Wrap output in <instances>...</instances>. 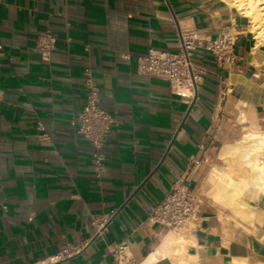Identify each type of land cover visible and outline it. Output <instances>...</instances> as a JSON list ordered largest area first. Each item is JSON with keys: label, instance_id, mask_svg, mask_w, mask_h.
<instances>
[{"label": "crops", "instance_id": "crops-1", "mask_svg": "<svg viewBox=\"0 0 264 264\" xmlns=\"http://www.w3.org/2000/svg\"><path fill=\"white\" fill-rule=\"evenodd\" d=\"M223 31L236 38L233 63L206 49ZM189 33L200 39L197 98L138 190L195 91L182 97L166 80L139 74L137 59L179 51ZM47 34L55 42L44 58ZM255 43L227 0H0V264H178V253L160 246L173 230L147 222L178 180L199 204L185 230L187 254L199 264L261 256V222L235 215L208 181L213 165H224L225 144L245 127L264 132V44ZM90 87L117 120L100 172L72 126ZM259 196L251 202L262 220Z\"/></svg>", "mask_w": 264, "mask_h": 264}, {"label": "built area", "instance_id": "built-area-1", "mask_svg": "<svg viewBox=\"0 0 264 264\" xmlns=\"http://www.w3.org/2000/svg\"><path fill=\"white\" fill-rule=\"evenodd\" d=\"M46 37L40 47L44 58L49 56L55 42L51 35L47 34ZM199 40L195 34H183V43L177 52L150 49L145 55L138 57V73L164 79L176 94L186 98L193 97L186 96L180 90L193 91L194 95V82L197 84L198 76L201 74L196 70L192 57L197 49L195 42ZM235 43V36L223 31L215 40L208 42L206 49L219 61L233 63ZM116 122L114 114L100 107V96L95 88L90 87L86 104L82 111L75 115L72 126L93 148V162L99 172L103 171L104 167L103 149L107 134ZM198 164L199 160H194L191 167ZM198 207L197 196L184 180H178L166 197L151 208L147 222L153 225L160 224L171 230H188L196 218ZM51 260L57 259L53 257Z\"/></svg>", "mask_w": 264, "mask_h": 264}, {"label": "bare ground", "instance_id": "bare-ground-1", "mask_svg": "<svg viewBox=\"0 0 264 264\" xmlns=\"http://www.w3.org/2000/svg\"><path fill=\"white\" fill-rule=\"evenodd\" d=\"M227 1L230 3V6L235 7L238 13L248 20L251 27V33L253 34L254 40L256 42L255 43L256 48L263 45L264 44V6L261 4L263 3V1L262 2H260L261 0H227ZM180 92L184 93L186 96H193V91L180 90ZM220 155L221 157H225V158L229 157V159L226 160L225 165H221V166L213 165L212 168L213 171L211 175L209 173L210 176L208 178L209 180L207 179L213 185V190L211 189L210 187L211 185L209 184L210 186L209 185L208 186L210 189L208 191L210 192L212 190L210 193L213 195L215 199H217L219 202H221L229 209H232L236 213L235 215L238 214L246 222L252 223V225L253 222L256 220L261 222L262 228L261 229L254 228V234L256 235L258 240L260 239L261 241H264V222L262 221L264 220V218H262V220H260L261 218H258V214L260 213V211L251 202L252 200L256 199L259 195L261 194L264 195V171H262V169H264V132L260 130H252L249 129L248 127H245L243 129V136L234 143L225 144L221 149ZM235 165L241 169L247 168V172H244L243 169L240 171H233ZM208 181L205 182L208 183ZM260 205L261 204H259L258 206L260 207ZM186 236L187 233L185 230H177V231L173 230L170 232L167 238L165 237V242L162 243L164 245H160L163 247L168 246L170 248L169 251L172 250L178 253V257H177L178 264H180V261L182 260L187 261V258L191 256L187 254L186 241L188 239L186 238ZM189 237L190 238L193 237L191 233ZM177 240L181 241L182 243H176ZM190 241L191 242H188L189 244L193 243L192 242L193 239H191ZM193 244L195 245V243ZM159 251L162 252L163 249L162 250L159 249ZM157 253H152V254L157 255ZM166 255L167 254L163 256L165 257ZM153 261L155 260L153 259ZM262 261L260 262L257 261V262H259V264H264V262ZM215 264H249V263L245 260V258L220 256L219 261L216 262Z\"/></svg>", "mask_w": 264, "mask_h": 264}, {"label": "water", "instance_id": "water-1", "mask_svg": "<svg viewBox=\"0 0 264 264\" xmlns=\"http://www.w3.org/2000/svg\"><path fill=\"white\" fill-rule=\"evenodd\" d=\"M181 39H182V35H181ZM182 41V40H181ZM183 43V42H182ZM194 87H195V95H194V99H193V101H192V103H191V105H190V107H189V109H188V112L186 113V115H185V117H184V119H183V121H182V123H181V125H180V127H179V129H178V131L176 132V134L174 135V137H173V139H172V141H171V143H170V145L168 146V149H167V151H166V153H165V155H164V157L162 158V160L160 161V163H159V165H158V167L151 173V175L148 177V179L140 186V188L138 189V190H140L141 188H142V186L150 179V177L157 171V169L162 165V163L164 162V160H165V158H166V156H167V154H168V152H169V150L172 148V145H173V143H174V141H175V139H176V137H177V134H178V132L181 130V128H182V126H183V124H184V122L186 121V119H187V117H188V115H189V113H190V111H191V109H192V107H193V105L195 104V101H196V98H197V84H196V82H194ZM138 191H136L135 193H134V195L137 193ZM133 195V196H134ZM132 196V197H133ZM131 197V198H132ZM131 198L129 199V200H131ZM129 202V201H128ZM127 203H125L121 208H120V210L118 211V213L125 207V205H126ZM222 253H227V251L226 250H224V249H222V251H221Z\"/></svg>", "mask_w": 264, "mask_h": 264}, {"label": "rangeland", "instance_id": "rangeland-1", "mask_svg": "<svg viewBox=\"0 0 264 264\" xmlns=\"http://www.w3.org/2000/svg\"><path fill=\"white\" fill-rule=\"evenodd\" d=\"M263 1V3H261L263 6H264V0H261L260 2H262ZM262 7V6H261ZM247 23H248V26H249V29H250V31H251V27H250V24H249V22H248V20H247ZM223 158V160H224V165H225V162H226V160L227 159H229V157H227V158H225V157H222ZM231 158V157H230ZM243 169V171L244 172H247V168H242ZM241 168H239V167H237L236 165L234 166V168H233V171H240V170H242ZM192 227V226H191ZM262 252H264V251H262ZM256 258V259H255ZM261 258V259H260ZM249 264H259V262L260 261H262V262H264V253H262L261 254V256H254V257H252V258H246L245 259ZM257 261H259V262H257Z\"/></svg>", "mask_w": 264, "mask_h": 264}, {"label": "clouds", "instance_id": "clouds-1", "mask_svg": "<svg viewBox=\"0 0 264 264\" xmlns=\"http://www.w3.org/2000/svg\"><path fill=\"white\" fill-rule=\"evenodd\" d=\"M262 171H264V169H262ZM176 243L182 242L177 240ZM180 264H199V257L197 255H191L187 258V261H180Z\"/></svg>", "mask_w": 264, "mask_h": 264}]
</instances>
